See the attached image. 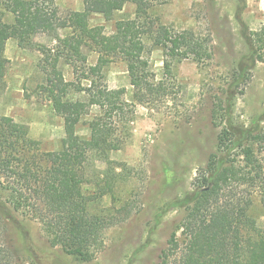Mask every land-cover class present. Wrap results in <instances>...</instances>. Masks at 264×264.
Returning <instances> with one entry per match:
<instances>
[{
	"label": "trees",
	"instance_id": "16d2710c",
	"mask_svg": "<svg viewBox=\"0 0 264 264\" xmlns=\"http://www.w3.org/2000/svg\"><path fill=\"white\" fill-rule=\"evenodd\" d=\"M128 2L136 5L135 16L119 20L113 33L103 26H91L93 13L111 18ZM84 8L62 17L46 0H0L14 16L8 22L0 13V94L7 71L6 43L17 38L24 44L40 32L54 33L60 45L46 59L41 78L46 99L64 119L65 137L58 150L44 151L30 138L29 129L8 115H0V230L13 227L24 240L29 255L30 232L21 216L38 220L52 248L61 247L82 261H92L106 246V231L113 216L94 212V199L111 194L121 178L109 153L125 144L136 103H149L164 90L154 82L148 57L149 45L164 51L166 74H172L176 61L193 58L198 62L213 58L212 40L194 30H174L157 23L150 15L151 0H83ZM246 53L235 61L226 87L212 108L214 123L220 127L217 145L205 166L198 169L193 190L176 198L157 213V222L171 208H182L185 217L169 239L159 264H264V229L250 217L255 198L264 208V114L245 125L236 120L235 106L245 93L258 63H264V20L251 30L241 18ZM61 29L72 33L61 36ZM97 53L89 64L85 49ZM46 55V50H42ZM66 58L79 71V96L58 68ZM51 58V59H50ZM127 62L134 101L123 97L125 89L109 87L103 69L110 62ZM50 68V69H49ZM97 112L91 114V109ZM86 122L90 135L78 132ZM127 133V132H126ZM106 165L103 178L92 173V165ZM87 184L96 193L85 192ZM182 230L181 240L177 233ZM0 264H13L14 252L5 247Z\"/></svg>",
	"mask_w": 264,
	"mask_h": 264
},
{
	"label": "rangeland",
	"instance_id": "374dc122",
	"mask_svg": "<svg viewBox=\"0 0 264 264\" xmlns=\"http://www.w3.org/2000/svg\"><path fill=\"white\" fill-rule=\"evenodd\" d=\"M46 1L62 17L84 8L83 0ZM237 8L249 29L261 27L264 0H151L150 15L154 21L174 30H194L211 39L214 56L203 62L193 58L176 61L172 74H166L163 49L148 44L154 82H160L165 88L151 102L130 107L134 117L125 131L127 140L121 149L109 153L121 175L115 186V198L106 194L90 204L92 211L113 216L106 231L104 250L92 261L79 260L61 247L52 248L38 220L21 216L30 232L33 254L29 255L21 235L11 227L0 230V258L10 245L14 252L13 264L160 263L163 250L170 246L169 239L186 213L182 208H171L159 223L156 215L162 207L193 190L198 169L206 165L209 155L215 151L221 128L213 121L214 101L226 87L235 61L246 53ZM135 12L136 5L128 2L111 18L93 13L90 24L103 26L110 34L119 20L131 19ZM0 13L8 22H13L14 16L1 5ZM71 33V29L59 31L61 36ZM59 45L54 33L40 32L24 44L15 37L10 38L4 53L7 71L0 94V115L11 116L28 127L30 138L38 141L44 151L58 150L65 137L64 119L46 99L41 84L42 66H50L46 59ZM85 53L89 64L97 62L96 52L86 48ZM76 64L79 71L63 57L58 68L71 84V93L79 96L83 63L79 59ZM103 81L111 88L125 89L123 97L134 101L125 60L117 59L105 66ZM95 112L96 109H91V114ZM234 114L245 125L264 114L263 62L257 64L245 93L238 97ZM78 132L90 135L91 130L83 122ZM91 171L103 178L106 165L98 160ZM85 192L96 193V186L87 184ZM250 217L264 229V208L259 198L254 199ZM184 236L182 230L177 233L181 240Z\"/></svg>",
	"mask_w": 264,
	"mask_h": 264
}]
</instances>
